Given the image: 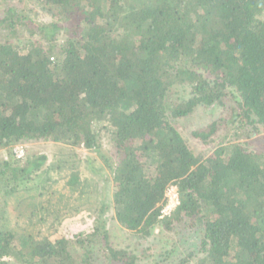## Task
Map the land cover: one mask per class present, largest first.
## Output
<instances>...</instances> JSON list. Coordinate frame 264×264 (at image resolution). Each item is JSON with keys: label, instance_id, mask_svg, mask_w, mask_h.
<instances>
[{"label": "trees", "instance_id": "1", "mask_svg": "<svg viewBox=\"0 0 264 264\" xmlns=\"http://www.w3.org/2000/svg\"><path fill=\"white\" fill-rule=\"evenodd\" d=\"M0 31V264H136L108 240L101 214L112 206L122 228L172 238L153 264H264V149L249 141L264 145V0H3ZM217 105L208 123L177 126ZM102 129L115 149L101 154L112 205L102 201L78 235L36 237L78 213L91 184L62 159L49 166L69 194L49 174L34 185L46 156L19 158L13 146L42 139L99 153ZM171 185L178 203L163 214Z\"/></svg>", "mask_w": 264, "mask_h": 264}, {"label": "rangeland", "instance_id": "2", "mask_svg": "<svg viewBox=\"0 0 264 264\" xmlns=\"http://www.w3.org/2000/svg\"><path fill=\"white\" fill-rule=\"evenodd\" d=\"M16 0H14L15 2ZM3 0H0V8L2 7ZM27 4L23 2L21 4L22 7H25ZM33 6V5H29ZM38 18L43 21H49L50 17L43 10H39ZM16 40V39H15ZM4 41L3 31H0V42ZM17 41V40H16ZM182 89H179L181 92ZM221 115V107L220 106H210L207 108H198L192 115L184 117L180 119L179 124L177 126L179 128H183L185 125L187 128L205 124L211 121L214 118H217ZM230 131H235V128ZM221 135V134H220ZM221 137V136H220ZM230 137L227 138V140ZM219 139L217 138L213 143L216 146L219 143ZM238 142H244L245 138H236ZM231 141H234L231 140ZM250 145L252 148L258 151H262L264 149V145H261L256 139H250ZM99 142H100V152H96L94 150L88 149L84 145H68L64 142H54L51 140H32V141H22L21 143L15 144L13 146V151L17 149V147L22 146L24 151V157L29 155H45L46 161L43 166L37 173L31 174L32 184L37 185L41 181L42 178L47 177V175H51L56 182L51 183V188L59 189L62 192H67L69 194V190L65 183L66 178L61 177L60 173L53 168L50 169L49 163L55 160L66 159L67 165L76 164L78 166L80 177L82 179L88 180L91 184L90 188H86L87 192L84 196L77 201L76 206L79 207L78 213L72 214L71 216H67V218L62 219L61 223L53 224L50 220L47 221V224H50V228L46 227V224H43L41 227H37L32 231L36 237H55L62 234H66L68 231L75 232L77 235L82 233V231L88 226L90 223H93L96 219L97 215L100 213V204L102 201L105 203H110L112 192H113V184L111 180V174L105 164L101 154H105L107 156H111V159H114L115 149L111 146L108 134L105 129H102L99 133ZM193 148L198 151H203L210 153V145L204 144V142L200 140L193 139L191 142ZM23 157V158H24ZM9 158L7 148L0 149V160ZM49 170V172L44 173L43 171ZM61 174H66L69 172L66 168L61 169ZM31 183V182H30ZM66 185V187H65ZM173 186V185H171ZM170 187V186H169ZM68 190V191H67ZM168 191H166L167 196ZM173 193V190L171 191ZM170 195V194H169ZM50 194H46L44 197L39 198L44 201L45 198L48 199ZM2 198V197H0ZM65 200V198H64ZM63 204L65 203L63 200L61 201ZM112 205V203H110ZM8 215L10 216L11 225L15 226L17 229L19 228V224L21 223V217L19 219V224L15 223L14 217L16 216L15 204L14 200L8 201L7 204ZM102 217L106 219V228L108 230V240L110 244L118 249L123 248L129 251L134 252L138 255L136 264H153L154 260L157 258L158 253L164 247H167V238L171 241V237H168L166 234L158 232L155 230L152 237H141L137 232H131L122 228L117 220L114 218L113 214V206L110 208H105ZM45 223V222H44ZM57 229V230H56ZM41 232L40 235L37 233ZM98 238V237H96ZM193 241L194 239L191 238ZM175 242H169V245H173ZM179 245V244H178ZM162 247V248H161ZM80 249V248H78ZM81 250V249H80ZM163 251V250H162ZM164 259L162 256L161 260ZM6 264H20L14 260V258H5ZM193 261V260H192ZM191 261V264L193 263ZM170 260L164 259L161 264H169Z\"/></svg>", "mask_w": 264, "mask_h": 264}, {"label": "built area", "instance_id": "3", "mask_svg": "<svg viewBox=\"0 0 264 264\" xmlns=\"http://www.w3.org/2000/svg\"><path fill=\"white\" fill-rule=\"evenodd\" d=\"M23 151L24 149L22 146L17 147V149H15L14 151L15 156L19 158H23L24 157ZM172 190H173V193H171ZM167 191H168L167 196L165 194V196L167 197V203L161 210L163 214H167L178 203V194H177L176 187L174 185L170 186L167 189Z\"/></svg>", "mask_w": 264, "mask_h": 264}]
</instances>
